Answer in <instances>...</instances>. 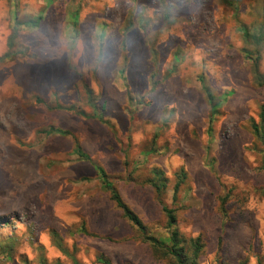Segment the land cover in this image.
Wrapping results in <instances>:
<instances>
[{
    "label": "rangeland",
    "instance_id": "rangeland-1",
    "mask_svg": "<svg viewBox=\"0 0 264 264\" xmlns=\"http://www.w3.org/2000/svg\"><path fill=\"white\" fill-rule=\"evenodd\" d=\"M232 3L0 0V264H173L98 168L150 236L169 241L168 209L200 264L264 263V85L245 52L264 73V42L240 30H264V0Z\"/></svg>",
    "mask_w": 264,
    "mask_h": 264
},
{
    "label": "trees",
    "instance_id": "trees-1",
    "mask_svg": "<svg viewBox=\"0 0 264 264\" xmlns=\"http://www.w3.org/2000/svg\"><path fill=\"white\" fill-rule=\"evenodd\" d=\"M228 6H233L232 0H223ZM33 27H38L40 24V19L37 21L29 22ZM243 36L247 42L249 40H253V42L260 46L264 42V30L260 29L258 32L251 34L245 26L240 28ZM248 55H250L255 62V77L256 81L260 86L264 85V73L260 70V60L261 56L259 52L253 54V52L245 51ZM255 55V57H254ZM204 91L207 95L208 101L211 106L210 110V120L211 122L214 119V116L217 114L218 104H216V100L210 90L205 86ZM262 127L264 125V107L260 116ZM54 129L50 130L49 133H54ZM254 131L257 137L262 136L261 128L258 125H254ZM263 138V137H262ZM81 150V147L78 148ZM99 169L100 176L103 180L104 188L108 190L111 194V200L116 204L117 208L123 212V216L128 220L133 226H135L142 237L148 242L153 249L155 255H160L162 258H169L173 261V264H200L201 255L205 249V243L201 238H187L184 236L177 228L176 218L173 216V213L168 209H165V212L168 216V228L171 231V236L169 241H163L161 239H156L148 234V230L140 219V217L134 213L130 207L123 201L120 193L116 190V188L109 182L107 174L103 171V169ZM158 190L161 188L158 187ZM229 200V196L222 197L220 203V212L223 220H227L229 218L227 203ZM99 264H113L112 261L106 257L99 258ZM239 264H249L248 260H243ZM258 264H264L262 259L258 258Z\"/></svg>",
    "mask_w": 264,
    "mask_h": 264
}]
</instances>
